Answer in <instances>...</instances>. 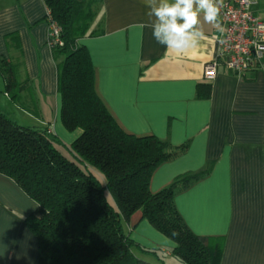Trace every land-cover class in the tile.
<instances>
[{"label":"crops","instance_id":"obj_1","mask_svg":"<svg viewBox=\"0 0 264 264\" xmlns=\"http://www.w3.org/2000/svg\"><path fill=\"white\" fill-rule=\"evenodd\" d=\"M87 3L94 12L88 29L93 34L78 42L89 54L95 92L111 116L127 133L186 144L182 154L154 170L150 191L204 172L174 196L184 223L197 236L222 239L220 264H264V58L240 78L219 68L206 80L203 66L215 55L219 19L209 24L201 13L197 27L207 38L176 52L154 40L144 0ZM249 10L264 22V0H252ZM46 12L42 0H0V56L13 64L17 85L25 86L15 101L1 91L20 112L17 123L47 128L66 149L81 130L69 132L60 120L56 64L62 57L55 58L47 44ZM9 107L0 110L8 115ZM34 209L35 202L0 173V264H38L37 240L24 223ZM123 227L163 263L172 257L174 243L140 219V212Z\"/></svg>","mask_w":264,"mask_h":264},{"label":"trees","instance_id":"obj_2","mask_svg":"<svg viewBox=\"0 0 264 264\" xmlns=\"http://www.w3.org/2000/svg\"><path fill=\"white\" fill-rule=\"evenodd\" d=\"M42 2L44 19L58 24L62 41L51 47L55 58L62 57L56 64L60 120L69 132L81 130L66 150L83 167L62 152L61 141L47 128L21 125L0 110V173L35 202L24 223L37 240L38 264H164L156 251L141 247L124 229L123 222L135 212L174 243L170 253L178 264H220L222 239L195 235L174 204L177 192L204 172L176 177L155 192L149 189L154 170L182 154L186 144L172 146L153 135L125 132L95 92L89 54L78 42L91 33L89 3ZM0 75L2 91L15 101L25 86L17 85L14 66L3 56Z\"/></svg>","mask_w":264,"mask_h":264},{"label":"built area","instance_id":"obj_3","mask_svg":"<svg viewBox=\"0 0 264 264\" xmlns=\"http://www.w3.org/2000/svg\"><path fill=\"white\" fill-rule=\"evenodd\" d=\"M252 0H223L218 16L220 35L215 55L203 66V78L213 79L219 68L237 77L262 66L264 58V22L249 7ZM47 44L62 45L58 24L47 17Z\"/></svg>","mask_w":264,"mask_h":264},{"label":"clouds","instance_id":"obj_4","mask_svg":"<svg viewBox=\"0 0 264 264\" xmlns=\"http://www.w3.org/2000/svg\"><path fill=\"white\" fill-rule=\"evenodd\" d=\"M154 40L176 52H184L207 37L197 27L200 15L216 24L223 0H144ZM39 205H37L38 207Z\"/></svg>","mask_w":264,"mask_h":264},{"label":"rangeland","instance_id":"obj_5","mask_svg":"<svg viewBox=\"0 0 264 264\" xmlns=\"http://www.w3.org/2000/svg\"><path fill=\"white\" fill-rule=\"evenodd\" d=\"M3 89V81H2V78H1V75H0V91ZM0 101H1V104L0 106L4 108V106H10L7 111H4L5 113H7L9 115V117L13 118V119H16V117L18 116V114H20V112H18V110L16 109V105L15 103L11 102V101H5L6 99L3 97V92L1 91L0 92ZM5 102V103H4ZM9 111V112H8ZM22 123H25V122H22ZM60 149L62 150V152L70 159L74 160L78 165H80L81 167H83L82 163L79 162L77 159H75L72 155H71V152H69L68 150L64 149V148H61ZM98 177L101 176L102 178V175H100L99 173L95 172ZM108 199L111 201L112 204H114L113 202V199L111 197V195L109 194V192H105ZM135 254L138 255V252L135 251ZM162 259V257H160ZM178 264V261L175 259V257H170V259L168 258H165L164 259V264Z\"/></svg>","mask_w":264,"mask_h":264}]
</instances>
